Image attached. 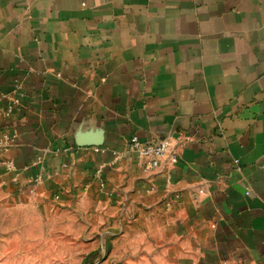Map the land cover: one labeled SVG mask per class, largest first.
Returning <instances> with one entry per match:
<instances>
[{"label":"crops","instance_id":"crops-1","mask_svg":"<svg viewBox=\"0 0 264 264\" xmlns=\"http://www.w3.org/2000/svg\"><path fill=\"white\" fill-rule=\"evenodd\" d=\"M0 95L9 228L66 207L115 264H264V0H0Z\"/></svg>","mask_w":264,"mask_h":264},{"label":"rangeland","instance_id":"rangeland-1","mask_svg":"<svg viewBox=\"0 0 264 264\" xmlns=\"http://www.w3.org/2000/svg\"><path fill=\"white\" fill-rule=\"evenodd\" d=\"M72 223L66 207L55 217L28 220L14 229L1 218L0 264H115L111 243L100 245L97 237L89 249L82 234L71 233Z\"/></svg>","mask_w":264,"mask_h":264},{"label":"built area","instance_id":"built-area-1","mask_svg":"<svg viewBox=\"0 0 264 264\" xmlns=\"http://www.w3.org/2000/svg\"><path fill=\"white\" fill-rule=\"evenodd\" d=\"M4 95H0V99L4 98ZM14 103H18V97H14ZM10 107L5 111V114H9ZM98 150V148H94ZM127 153H134L136 156L143 160V168L145 171H154L158 168L169 169L178 160V151L171 146L168 138H159L148 141H141L137 136H132L128 141ZM238 164V159L235 160ZM7 168L12 166V163H5Z\"/></svg>","mask_w":264,"mask_h":264}]
</instances>
